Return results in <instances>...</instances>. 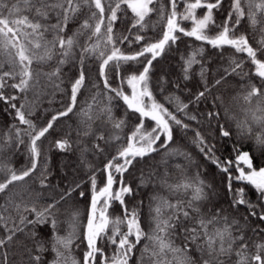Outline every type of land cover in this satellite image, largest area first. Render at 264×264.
I'll list each match as a JSON object with an SVG mask.
<instances>
[{
	"label": "snow or ice",
	"instance_id": "6c2138e0",
	"mask_svg": "<svg viewBox=\"0 0 264 264\" xmlns=\"http://www.w3.org/2000/svg\"><path fill=\"white\" fill-rule=\"evenodd\" d=\"M0 104V264H264V0H0Z\"/></svg>",
	"mask_w": 264,
	"mask_h": 264
},
{
	"label": "trees",
	"instance_id": "16d2710c",
	"mask_svg": "<svg viewBox=\"0 0 264 264\" xmlns=\"http://www.w3.org/2000/svg\"><path fill=\"white\" fill-rule=\"evenodd\" d=\"M217 18L220 19L221 17L218 16ZM195 43H198V42H194L191 38H182L181 41L178 42L179 51L180 52H186L187 51L186 45L187 44H195ZM209 54H211V50H209ZM154 65H155V67L152 70L151 84H152L154 94L157 95V99H159L163 102L162 97L159 95V88L157 86V81L162 75L165 76L169 80H175L176 79V77L180 74L179 54L176 51V49L173 48V50L171 52H168L164 56L158 58V60L154 62ZM92 67H93V73H94V66H92ZM68 71H69V69L66 67L65 72H68ZM69 74L74 76V75H76V71L73 69ZM167 87H168V91L173 90L171 85H168ZM189 87H191V83L189 84ZM165 94H167V93H165ZM89 96H90V93L88 91H84L82 96L79 98L80 102L82 103L84 100L88 99ZM62 99H64V98L61 97L59 94H57V96L55 97V101L51 106H49V104L47 102H45L43 107L44 108L51 107L52 109H58L61 107L60 102ZM121 104H122V102H121ZM203 108H204V106L202 105L201 109L203 110ZM2 109H3V105L0 104V132H2L4 130V128L6 127V125L11 122V117L5 115L2 111ZM122 112H123L122 108L117 110V113H116L117 116L122 115ZM69 123H72V121H67V120L60 121L59 129L66 128L67 124H69ZM59 129H58V132H59ZM125 131L127 132L128 129H125ZM53 135L55 136V135H57V133H53ZM180 135H182V134H180ZM188 135L190 137L191 133H189ZM179 142L181 144L186 143V141H179ZM248 147H251V142L248 143L245 150H247ZM190 150L193 151V153L195 154V149H190ZM224 154L229 155V153L227 151ZM257 155H258V153H257ZM52 157H53V168H54V171L57 172V175H59V165L62 162H64V161L73 162L75 160V156L72 154L65 155V154L55 152V151L52 153ZM158 159L159 158L157 157V160ZM14 163H15L16 167L19 168L20 165L24 163V157L20 156L18 159H15ZM153 163H155V162L146 160V162L144 164L138 165L137 167L138 168H140V167L147 168V166L149 164H153ZM173 163H183V161H182V159L178 158L177 160L173 161ZM209 169H210V173L215 172V169L213 167L209 166ZM80 175H81V177H83L84 176L83 172H81ZM136 175H139V173L137 172ZM207 178L210 181L213 180V176L211 174ZM128 179L133 180V183L135 184V180L132 177H129ZM215 182L216 183L219 182L218 176L215 178ZM83 188H84V191L86 193V196H85L84 200L80 201V208L82 210L86 209L88 199L90 198V193L88 191L89 185L84 184ZM150 191H151V188H149L147 190H142L141 196L137 197V199L143 198L146 200L147 194ZM252 195L254 198V193H252ZM111 211L113 212L114 215L120 214V211H121L120 206L118 204H114L113 209ZM144 212L147 213V208L144 209ZM49 258H50V256H49Z\"/></svg>",
	"mask_w": 264,
	"mask_h": 264
}]
</instances>
